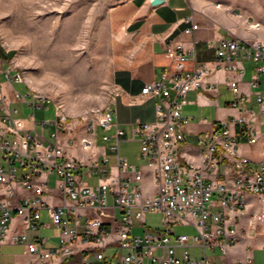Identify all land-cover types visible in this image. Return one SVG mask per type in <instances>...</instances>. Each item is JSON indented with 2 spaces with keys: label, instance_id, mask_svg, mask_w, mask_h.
<instances>
[{
  "label": "built area",
  "instance_id": "obj_1",
  "mask_svg": "<svg viewBox=\"0 0 264 264\" xmlns=\"http://www.w3.org/2000/svg\"><path fill=\"white\" fill-rule=\"evenodd\" d=\"M185 23L187 34L198 29L192 17ZM207 47L214 53L212 67L197 64L194 44L177 52L165 46L175 71L145 85L141 93L156 100L155 117L132 128L139 167L120 154L125 131L111 108L86 110L82 121L73 122L51 104L53 117L37 121L36 109L49 101L15 92V101L32 112L20 117L1 96L0 246L23 245L38 261L78 257V264H110L104 262L111 243L105 239L115 235L117 248L127 251L112 256L121 257L116 264H255L250 250L232 263L225 258L248 228L264 227V44L221 38ZM189 60L191 71L185 70ZM244 62L253 64L247 92L240 87ZM219 70L230 74L225 84L238 113L197 136L201 151L195 164L181 154L182 127L193 119L182 114L185 97L215 90L209 77ZM2 78L21 83L20 74L10 70L0 73V84ZM99 138L108 144L99 148ZM151 216H158L157 225ZM50 227L59 230L54 249L45 248L47 238L27 236Z\"/></svg>",
  "mask_w": 264,
  "mask_h": 264
},
{
  "label": "crops",
  "instance_id": "obj_2",
  "mask_svg": "<svg viewBox=\"0 0 264 264\" xmlns=\"http://www.w3.org/2000/svg\"><path fill=\"white\" fill-rule=\"evenodd\" d=\"M153 0H123L110 8L106 18L107 51L110 60V74L114 97L109 108L115 113L116 122L131 139L132 128L136 123H150L155 117L156 100L147 99L141 91L151 81L160 80L163 72L175 71V60L165 50L168 46L177 52L178 47H191L194 44L197 64L208 63L214 53L207 47V42L221 38H237L246 41H260L264 44V0H162L153 5ZM219 5V7H217ZM192 17L198 29L185 33L188 24L185 19ZM258 23L259 29L248 28L247 23ZM9 51L4 52L8 57ZM6 62L0 57V73L7 69ZM246 63V62H244ZM244 63H239L244 67ZM252 64V63H250ZM253 67V66H252ZM250 75H251V69ZM193 69V61L185 63V70ZM246 69V68H245ZM247 74V69H246ZM241 90L248 91L244 77ZM230 74L225 70L213 73L210 81L216 82L212 91H190L187 93L182 114L193 117L182 127L185 143L181 154L189 162L198 164L201 148L197 144V136L208 134L215 121H224L237 115V110L230 106L232 93L225 84ZM21 84L26 94L28 89L22 83H12L2 78L0 97L6 96L11 107L19 110L20 117H26L21 103L14 99V85ZM20 93V92H19ZM205 119V121H203ZM257 147H252L254 151ZM43 218H47L43 213ZM247 219H242L246 225ZM49 229V228H48ZM264 227L257 225L247 229V235L233 248L229 249L225 258L232 263L246 256L250 250L264 249L262 233ZM59 235V233H58ZM117 237L109 236L111 242L104 249V262L116 264L121 257H108L105 251L117 248ZM45 248L54 249V245ZM15 250H17L15 252ZM78 264V257H65L56 261H38L37 257L26 252L23 245L4 244L0 246V264ZM90 264H102L91 259Z\"/></svg>",
  "mask_w": 264,
  "mask_h": 264
},
{
  "label": "rangeland",
  "instance_id": "obj_3",
  "mask_svg": "<svg viewBox=\"0 0 264 264\" xmlns=\"http://www.w3.org/2000/svg\"><path fill=\"white\" fill-rule=\"evenodd\" d=\"M123 0H0V57L12 73H19L28 91L49 101L39 104L37 121L51 119L54 107L82 121L86 110L108 109L114 97L107 51L106 18L111 7ZM9 56L4 57V52ZM251 77L253 64L244 63ZM24 92L21 84L14 85ZM23 94V93H22ZM26 116L31 111L25 109ZM50 130V127H48ZM108 143L99 138L98 146ZM138 143L129 136L120 143V154L128 163L139 167ZM47 221V218H43ZM157 225L158 216L149 217ZM141 230H134L140 233ZM180 233L191 235L190 229ZM59 230L50 227L39 232H28L33 237L48 238L46 246L54 245ZM17 250H15L16 252ZM111 247L108 257L123 254ZM255 264H264V249L254 251Z\"/></svg>",
  "mask_w": 264,
  "mask_h": 264
},
{
  "label": "bare ground",
  "instance_id": "obj_4",
  "mask_svg": "<svg viewBox=\"0 0 264 264\" xmlns=\"http://www.w3.org/2000/svg\"><path fill=\"white\" fill-rule=\"evenodd\" d=\"M28 94H34V93L28 91ZM0 125H4V118H0Z\"/></svg>",
  "mask_w": 264,
  "mask_h": 264
},
{
  "label": "water",
  "instance_id": "obj_5",
  "mask_svg": "<svg viewBox=\"0 0 264 264\" xmlns=\"http://www.w3.org/2000/svg\"><path fill=\"white\" fill-rule=\"evenodd\" d=\"M161 2H162V0H153L152 4L157 5V4H160Z\"/></svg>",
  "mask_w": 264,
  "mask_h": 264
}]
</instances>
